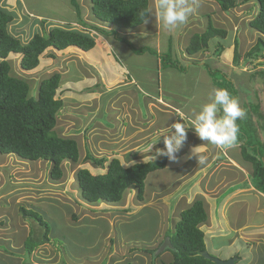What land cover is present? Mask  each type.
Listing matches in <instances>:
<instances>
[{
    "label": "rangeland",
    "instance_id": "374dc122",
    "mask_svg": "<svg viewBox=\"0 0 264 264\" xmlns=\"http://www.w3.org/2000/svg\"><path fill=\"white\" fill-rule=\"evenodd\" d=\"M1 1H3V4H6L5 2H7L8 5L10 4L8 1ZM25 1V6L29 9L42 14L44 13L45 19L43 20V17H41V20L38 19L30 23L32 19L25 12V10L28 11V8L23 10L20 4V6L17 4L18 7L13 5L15 8L12 10H14L13 12L15 14L17 13V17H15L18 18V20L16 21L13 17V20L16 22L12 20L9 23L12 30L15 29L16 31V29L20 28L21 18L26 21V16L29 17L25 23L26 25L23 26L27 30L23 31L22 36H19L21 40L26 41L33 32L41 33L42 27L46 30L52 27L78 31L82 30L80 25L78 26V24L74 22L73 13L70 14L69 11H67L68 4L65 5L67 2L66 0ZM198 1L203 0H195V3L198 4ZM151 2V0H148L149 9H153V4ZM192 4L191 0L190 5L192 6ZM207 4L202 7L206 8L207 13L209 12L210 14H208L212 16L213 13L209 11V8L213 6L216 11L217 3L213 1L211 4ZM254 5V2L250 0L229 9L226 15L220 18H218L219 15L217 16L219 23L218 21L216 23L219 24L221 28L227 29V35H225V37L215 36L209 39L208 47L211 50L213 48L216 49V43L220 42L224 49L221 51L220 58L210 60L215 62L214 66L211 62H207V68L210 70L205 71L202 75L203 80H205L206 76L209 77L206 78L209 80L212 77H216L220 82L224 81L223 78L226 81L231 79L232 83L228 84V86L227 82L224 81V86H227L226 89L239 99L243 108L249 102L258 99V91L253 90L255 86L253 88L249 85V73L255 70H264V50H262V56H258L255 59L250 60L243 57L244 53L255 43L256 38L261 35L258 32L256 33L255 29L251 28L247 23L253 12H255L256 8ZM230 11L233 13H228ZM28 12L31 13L30 11ZM85 15L87 16V12H85ZM149 17H151V15H149ZM192 18L194 17L189 18L185 24L175 28L174 32L181 31L180 34H182V29H184V26H190L189 22ZM41 21L44 22L42 23ZM233 21L235 26H237V31L233 30ZM205 26L206 25L202 27ZM107 27L110 26L107 25ZM146 27L149 30L153 28L149 21L146 22ZM164 28L166 27L163 25V29ZM19 30L18 33L14 31L13 34L20 35ZM82 31L86 33L85 31L87 30ZM166 31L169 32V29H166ZM188 33L189 32L186 34ZM191 33L192 32H190L188 36H185L186 34L180 35L181 42L178 41V46L173 42L171 43V45H175V47H173L172 57H177L183 63L184 61L181 58H184L185 53L184 41L189 39ZM90 34L92 36L94 35L93 32L89 31V35ZM169 35V33L163 30L161 34L163 37L162 41L167 42L168 38L166 37ZM110 36L104 38L101 35L98 36L97 45L103 43L106 39H114L113 35ZM262 37L264 39V35H262ZM94 39H96V37ZM235 39L237 40L241 57L237 63L233 65L230 60H232L233 57L232 46ZM115 44L116 43L113 45L117 53L115 52L114 55L119 61L123 62L130 73V78L131 75L137 77L138 80H141L143 85L142 90L150 89V91L154 93L155 68L152 59L147 55L150 53L146 52L136 55L133 51L130 52L127 50L129 54H123L119 49L121 44ZM91 49H93V47ZM95 49L96 48H94V50ZM174 50L176 53H174ZM112 55V52H110V56ZM81 56L79 52L77 53L74 50L69 51L66 49L61 52H53L52 49H47L41 55L39 65L35 69L29 71H25L19 67V54L10 53L7 57L10 63V74L28 81L31 95L36 94V88L41 79L47 78L53 72L60 73L57 96L60 95L63 104L58 112L54 129L60 136L72 137L77 141L79 161L76 163L66 160L63 161L62 178L59 180H52L49 176L48 161L42 159L29 161L23 160L14 154H0V193L5 194L10 190L16 193L13 198V200L16 199L15 202L12 203V199H10V207L7 205L6 198L0 202V215L3 213L0 218V264L168 263L172 259L169 251L163 250L159 257H157L158 255L154 256L153 252L152 255V253L145 252L144 250L145 248L154 249L158 243L161 242L166 231L168 234L175 233V224L180 214H175L177 207H175L174 197L168 198L170 197L168 196L165 200H162V198L157 196L158 198L155 200L153 198L151 201H147L148 204L152 203L151 205H141L143 201H138L135 198V190L129 187L121 201L117 203L98 202L91 205L84 202L78 195L79 191L74 177L75 170L78 167L85 166L93 172L100 171L99 168L93 167L88 161H82L87 151L91 152L95 157L105 156L110 158L117 154V157L123 161L122 164L126 166L133 163L135 160L142 159V155H144V151H146L144 146L148 140V135L156 131V127L159 123L157 117L153 119V116H150L153 112H149L148 117L153 121L146 124L145 121H141V123L145 125L138 130L136 125L139 123L134 120L136 117L130 119L128 115L132 112L123 110L121 107L114 105H116L119 100L117 98L120 93L119 91H123L124 93L125 91L129 93L135 91L138 108L140 111L142 110L143 114L141 112V115L145 118L147 116V106H145L142 90H138L135 85H131L128 88H121V86L124 85L121 79L117 80L110 78L108 82L106 79L107 77H105V70L101 71V73H97V76H94V71L97 69L96 62L89 60L92 56H88L87 52L86 59H83ZM83 57L85 58V56ZM87 64L91 65V67ZM184 66L186 67V64H184ZM193 69L194 68L191 67L190 70L179 75L180 82L182 80L186 81L183 82L184 89L179 85L177 86V82H175L172 86L174 85L173 87H177L175 90H170L173 91V95L176 99L190 97L196 91V96L201 99V105L202 102L204 103L205 99L208 97L210 98L213 92V85L208 82L209 80H206L207 86L200 82L199 85L198 83L194 84L191 75ZM121 70L123 71L122 67ZM243 70H248V72L246 71L245 73ZM256 76L258 79L260 78V76ZM75 77L79 78L74 79ZM102 78H104V85L111 91H108V93L102 92L101 97L105 95L108 96L107 98L99 100L100 95H98L97 89L86 88V85L101 81ZM234 78L235 80H233ZM257 78L253 77V80H257ZM176 81H178V79H176ZM240 83H243V87ZM231 84L232 86H230ZM199 87H201V90L198 96L197 88ZM150 96L155 97L154 95ZM167 97H170V94H168ZM151 101L156 104L155 99ZM200 105H196V107ZM165 107L166 106L161 103L160 109L163 110L164 113H166ZM191 108H194L191 104L186 106L187 111ZM141 115L138 116V119ZM150 125L151 127L149 128ZM137 137H140V139L137 140ZM138 141H140V143L137 147L136 144ZM127 158L136 159L126 161ZM156 176H158L157 173ZM156 176L150 173L148 174L149 179L145 183V187L148 188L145 192L147 191L148 195L151 191L150 189L154 187V184L155 186L160 185L159 182H155ZM250 179L252 180L251 177ZM253 183L257 186L255 181ZM164 194L165 196L168 195L166 192L163 193V195ZM161 205H164L163 208ZM231 206L230 203L228 207ZM20 207L38 211L42 219L48 223L50 228V232L48 233L50 241L48 243L34 246V237L40 235L42 231L36 223L31 225L33 219L26 218L24 214L19 211ZM95 208L100 211L102 217L94 216V212H90ZM122 210L126 211L120 213ZM116 213H119V215ZM107 220L112 221L108 223ZM15 225L19 228H16ZM16 234H18L17 239L13 237ZM29 234L31 236H29ZM28 236L31 242L30 247L33 246V250L29 259H22L26 257V251L23 249V240Z\"/></svg>",
    "mask_w": 264,
    "mask_h": 264
},
{
    "label": "trees",
    "instance_id": "16d2710c",
    "mask_svg": "<svg viewBox=\"0 0 264 264\" xmlns=\"http://www.w3.org/2000/svg\"><path fill=\"white\" fill-rule=\"evenodd\" d=\"M66 1L65 5L68 4V11L74 15V22L83 29L103 35H113L115 38L119 37L116 29L135 28L144 23L141 12L149 10L148 0ZM213 1L218 3L221 10L228 11L250 0ZM251 1L254 2L256 9L247 23L261 35L256 38L255 43L243 55L250 60L262 56V50H264L262 37L264 35V0ZM85 12H87L86 17ZM148 17L149 15H147L146 20ZM12 20V13L0 8V154H14L29 161L41 159L48 161L50 178L59 180L63 176V161L73 163L79 161L77 141L72 137L60 136L54 129L58 112L63 104L60 95L57 96L60 73L53 72L47 78L41 79L37 85L36 94L31 95L28 81L10 74V63L7 57L10 53L19 54V67L29 71L39 65L40 57L47 49L63 50L69 46H75L87 51L94 46L95 40L89 35V31L84 33L81 30L60 27H52L46 30L42 27L41 33L35 32L26 41H22L8 30V24ZM225 35L226 30L224 28L214 27L208 21L202 32L190 36L185 52L194 54L205 49L209 39L215 36L225 37ZM222 48V45L217 42L216 53L219 54ZM133 51L138 54L148 51L160 56L164 66L171 65L180 71L186 69L184 63L179 59L171 60L169 52L158 54L148 47ZM240 57L238 43L235 39L233 63H237ZM256 75L260 78L258 79ZM253 77H256L257 80H253ZM263 77L264 70H255L249 74L250 83L252 82L253 87L255 86L254 90L258 91V101L245 105L244 109H246L247 115L244 119L239 120L238 124L240 127L239 139L243 143L242 156L251 165L252 182L255 181L258 190L264 193ZM214 78L218 86L227 87L224 86V81H226L224 78V81L221 82L216 77ZM226 82L227 85L232 83L231 79ZM82 161H88L93 167L100 169V171L93 172L88 167L81 166L74 172L78 195L84 202L95 204L98 202L117 203L121 201L129 187L135 190V198L138 201L143 200L146 176L154 170L163 168L166 158L159 156L154 159L135 161L125 166L117 156L110 158L95 157L87 151ZM19 211L26 218L33 219L31 225L36 223L42 231L40 235L34 237V246L48 243L50 241L48 237L50 228L38 211L24 207H20ZM205 219L206 212L199 199H195L180 213L175 224V233L168 234L167 231L164 233L163 239L166 236L169 237L172 245V249H166L172 254V259L163 264H214L213 261L204 257L205 244L203 232L199 225ZM29 236L24 243L26 259H29L33 250V246L30 247ZM161 242L154 249L145 248L144 251L154 252Z\"/></svg>",
    "mask_w": 264,
    "mask_h": 264
},
{
    "label": "crops",
    "instance_id": "0c3cea01",
    "mask_svg": "<svg viewBox=\"0 0 264 264\" xmlns=\"http://www.w3.org/2000/svg\"><path fill=\"white\" fill-rule=\"evenodd\" d=\"M5 1H8L10 4L8 5L7 2H5L6 4H3V1L0 0V8H2L3 10L9 13H12L16 21L18 20V18H16L17 13L15 14L13 12L14 10L12 9L15 8L16 6L18 7L19 4L23 7V10L28 8L25 6L26 5L25 0H5ZM151 1L154 8L156 0H151ZM190 1L191 0H189V4ZM211 2H213V0H203V1H198V4L196 3L192 4L194 11L189 18L191 17L194 18L190 19L189 27L184 26V29H182V34H186L187 32L189 33L192 32L189 35V39H190V36L192 34L202 32L205 28L202 26L206 25L208 21H210L214 27L221 28L219 24L216 23L218 21L217 16L219 15L218 18H220L221 16L226 15L227 11L221 10L219 8L218 3L216 2L217 10L215 11L213 6H211L209 8V11H211L213 15L212 16L209 15L210 13L208 12L209 13L208 14L206 8L202 6L206 5L207 3L211 4ZM13 5H15V7H13ZM28 11H30L31 13H29ZM28 11L25 10L26 14L32 19L30 23H32V21L35 22L41 17H43V20L45 19L44 13L42 14L33 11L32 9L29 8ZM228 13L232 14L233 12L230 11ZM29 17L26 16V21L22 20L21 18L20 20L21 29L18 28L16 29V31L15 29L12 30L11 25L8 24L9 32L17 37L22 36L23 31L27 30L23 26L26 25L25 23L27 22V19ZM15 20H13V22H16ZM146 21L147 22L149 21V23L153 26L152 30L147 29L145 22L135 28L116 29V31L119 34L118 38H115L113 36L114 39H109V40L106 39L103 43L99 45H97L98 36L101 35L104 38L110 35L104 36L103 34H99L95 31H91L94 33L93 35L94 37L91 34L90 35L93 37V39L95 37L96 39H94L95 44L93 46V49H89L87 51H83L75 46H69L63 50H55L53 48L50 49H52L53 52L55 51L61 52V51H65L66 49H68L69 51L74 50L77 53L79 52L80 56L81 55L85 56V58L81 56L83 59H86V52H87L88 56L89 55L92 56V58H90L89 60L95 61L97 64L96 66L97 69H95L94 71V76H97V73H101V71L105 70L106 71L105 77H107L106 79L108 82L110 81V78L117 80L121 79V81H123L124 84L123 86H121V88L123 87L128 88L131 85H135L137 86L136 88L138 90H142L143 85L141 83V80L140 79L138 80L137 77H134L132 75L130 78V73L126 69L123 62L119 61V59L114 55V53L115 52L117 53V51L114 49L113 44L120 43L121 45L119 46V49L120 52H122L123 54H129L127 50L131 52L134 49L148 47L156 51L158 54H164L169 52L171 60H175V59L178 60L177 57L175 58L172 57V51L175 45L178 46L179 44L178 41L181 42L180 35H182L180 34L181 31L174 32L175 31L174 29L169 30V32H167L166 29L168 28L163 29V24L158 19H156L154 15L148 17ZM232 25L234 28L233 30L237 31V26H235L234 21ZM81 29L85 30L82 27ZM162 29L166 33L170 34L168 37H166L168 38L167 39L168 43L162 41L163 39V37L161 36L163 31ZM224 29L226 30V35H227V29L226 28ZM18 30L20 35L13 34L14 31L18 33ZM85 32L87 33V31ZM188 34H186L185 36H188ZM189 39L187 41H184V49L187 46ZM172 42L175 43V45H171ZM94 48L96 49L94 50ZM216 48H217V43H216ZM214 49L215 48L211 50L207 46L205 49H201L194 54H188L184 51L185 52L184 58H181L184 61V64H186V69L184 71H180L177 68L172 67L171 65L164 66L161 62L160 56L154 55L146 51L147 53H150L147 55H149L150 58L152 59L155 68V76H154L155 92L154 93L151 92L150 89L142 90L144 94L143 96H144L145 106H147L146 108L147 116L143 118L141 115L142 110L140 111V109L138 108V101L136 99L137 95L135 94V91H132L130 93L128 91H125V93L123 91H119L120 93L119 96L117 97L119 100L116 103V105H114L117 107H121L123 110L132 112L129 113L128 115L130 119L136 117V119L134 120L138 121V123L140 124V125L139 124L136 125V127H138V130L141 129V127H143L146 123L153 121L150 120V118L148 117L149 112H153L154 115L153 114L150 115L151 117L153 116V119L157 117L158 122L160 124L158 123V126L156 127V131L153 134L150 133L151 135L150 134L148 135V140L147 141L145 140L146 144L144 146V149H146V147L149 144H151L156 140L157 135L161 130H163L168 125H171L174 122H187L194 115L195 111L199 109V107H196V105H200L201 99L196 96V91L190 97H183L180 99H176L173 95V91H171L170 89L175 90V88L178 85L182 89H184L183 82L186 81L182 80L180 82L179 75L181 73L190 70L191 67L194 68L191 74L193 77L192 80L193 83L194 84L198 83V85L200 83H203L207 86L206 80L209 79L206 78L209 77L206 76L205 80L202 79V75L205 73V71L210 70L209 68H207L208 65L207 62H211V64H213L214 66L215 62L210 60H213L215 58H220L221 51L224 48H222L219 54H217L216 49L215 50ZM110 52H112L113 54L112 56H110ZM133 52L136 55L146 53L143 52L138 54L135 51ZM174 53H176L175 50ZM230 61H232V64L235 65L233 63V57L232 60ZM87 65L91 67V65L89 64ZM121 67L123 71L121 70ZM243 71L245 73L246 71L248 72V70H243ZM78 78L79 77H75L74 79H78ZM104 78H102L101 81H103ZM176 79H178V81H176ZM233 80H235V78ZM101 81L93 82L92 84H87L88 86L86 85V88L97 89L96 91L98 95H100L99 100L103 98H107L108 96L105 95L101 97L102 92L108 93V91H111L108 90V87L104 85V81L103 82ZM175 82H177V86L173 87L174 85L172 86V84H174ZM208 82L213 85V90L214 87L215 88L219 87L218 84L214 82L213 77L210 78ZM240 85L243 87V83H240ZM249 85L253 87L252 82L251 84L249 83ZM200 90L201 87L197 88L198 96ZM168 94H170V97H167ZM150 95H154L155 97H151ZM154 99L157 105L155 103H152L151 100ZM208 99L209 97L205 99L204 102H206ZM257 101L258 99L252 101V103ZM161 103L166 106L165 107L166 113H164L163 110L160 109ZM190 104L194 108H191L190 110L187 111L186 106H189ZM139 115L141 116L138 119ZM141 121H145V124H142ZM150 127L151 125L149 126V128ZM138 139H140V137H137V140ZM139 143L140 141L137 142L136 144L137 147ZM202 143L203 141H201L194 133L192 128L189 127L187 129V140L183 144L180 151L177 153V160L170 161L166 156H164L166 158L165 166L161 169L154 170L150 173L155 176L157 173L158 176H156L155 182L157 183L159 182L160 185L155 186L154 184V187L150 189L151 191L149 195L147 191L145 192V190H147L148 188L144 187V194H143L144 197L143 200H141L143 201V204L141 205L144 204L151 205L152 203L148 204L147 201H151V199L153 198L155 200L156 198L159 197L162 198V200H165L168 196H170L168 198L174 197L175 207H177L178 210V211L176 210L177 213L175 212V214L179 215L182 212V210H184L185 207H188L189 204H191L195 199H199L203 203V207L206 212V219L199 225V228L203 232L205 252L211 255L218 256L222 259L233 258L235 260L234 264H264V193L258 190V188L254 185V183L250 179L251 165L242 156L243 143L241 139H239V143L237 146L227 149H220L216 146L204 143L200 151L205 156L206 159L203 164H200L198 163L196 158L194 157L189 158V157L191 154L192 147ZM163 147L164 145L162 143V139H160L153 145L151 152L144 151L145 154L142 155V159L141 158L140 159L141 160L154 159L159 156H163L157 154L156 152V149ZM115 156L118 155L115 154ZM136 158H131V159L127 158L126 161L128 160L132 161V159L134 160ZM141 160H135V161H141ZM149 177L147 175L144 183L148 181ZM10 192L11 190L5 194L0 193V202L4 198H6V202L9 207L11 204L10 199H12V203H14L16 200V199L13 200L16 193L15 192L10 193ZM165 192L166 194L168 193V195L166 196L165 194L163 195V193ZM230 203L232 206L228 207ZM163 206L164 205H161L162 208ZM158 207L160 208L159 205ZM123 211L126 210H122L120 213H123ZM90 212H94V216L102 217L100 211H98L96 208ZM116 214L119 215V213ZM2 215L3 213H1L0 218ZM110 221L112 220H107L108 223ZM15 227L19 228L17 225H15ZM13 237L17 239L18 234L14 235ZM25 240H23V249H24ZM170 256L172 258L171 253ZM24 258L25 257H23L22 259Z\"/></svg>",
    "mask_w": 264,
    "mask_h": 264
},
{
    "label": "clouds",
    "instance_id": "9594fccd",
    "mask_svg": "<svg viewBox=\"0 0 264 264\" xmlns=\"http://www.w3.org/2000/svg\"><path fill=\"white\" fill-rule=\"evenodd\" d=\"M192 3L194 4L195 0H192ZM193 11L189 0H156L154 8L141 12V17L146 23L147 15H154L166 28L173 30L185 24ZM246 115V109L241 106L238 98L228 89L217 87L187 122L168 125L158 133L156 140L147 146L146 151L151 152L153 145L162 138L164 147L156 149L157 154L166 156L170 161H176L177 153L187 140V129L191 127L203 143L192 147L189 158L194 157L198 163L203 164L206 158L200 149L204 143L220 149L238 145V121Z\"/></svg>",
    "mask_w": 264,
    "mask_h": 264
},
{
    "label": "water",
    "instance_id": "95a60500",
    "mask_svg": "<svg viewBox=\"0 0 264 264\" xmlns=\"http://www.w3.org/2000/svg\"><path fill=\"white\" fill-rule=\"evenodd\" d=\"M166 248L172 249V245L170 243L169 237H165L161 244L158 246V248L154 251V256L161 253L163 250ZM204 257L213 261L214 264H234L235 260L233 258H228V259H222L218 256L211 255L207 252H204Z\"/></svg>",
    "mask_w": 264,
    "mask_h": 264
},
{
    "label": "bare ground",
    "instance_id": "6f19581e",
    "mask_svg": "<svg viewBox=\"0 0 264 264\" xmlns=\"http://www.w3.org/2000/svg\"><path fill=\"white\" fill-rule=\"evenodd\" d=\"M176 213H177V212H176ZM162 241H163V240H162ZM159 245H160V244H159ZM156 249H157V248H156ZM156 249H155V250H156ZM166 249H168V248H166ZM166 249H165L164 251H166ZM155 250H154V251H155ZM153 253H154V252H153ZM161 253H162V252H161ZM161 253H159V254H161ZM152 255H153V254H152ZM157 255H158V254H157ZM155 256H156V255H155Z\"/></svg>",
    "mask_w": 264,
    "mask_h": 264
}]
</instances>
